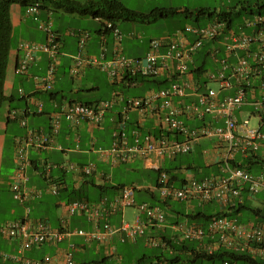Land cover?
<instances>
[{
	"label": "built area",
	"instance_id": "built-area-1",
	"mask_svg": "<svg viewBox=\"0 0 264 264\" xmlns=\"http://www.w3.org/2000/svg\"><path fill=\"white\" fill-rule=\"evenodd\" d=\"M40 9V4L36 2L26 8V13L38 14ZM38 26L46 32V41H20L18 49L22 54L16 65V72L27 73L31 64L37 60L38 54L46 53L49 57L47 72L42 76H35V79L40 88L52 90L61 53V37L53 29V21L50 17L40 19ZM106 28L114 33L116 43L114 54L108 57L105 47L98 55L88 54L86 48L90 32L79 31L78 52L73 55L74 65L71 67V73L78 75L84 66H97L106 71L113 82L125 80L127 75L155 77L166 74L169 81L167 85L151 90L144 97L130 99L128 108H137L141 112L150 109L158 114L160 125L166 131L175 132L177 138H170L165 134L155 135L151 132L143 135L135 130V141L133 144H128L124 130L116 129L113 132L111 147L103 152L111 156L116 163L150 154L175 157L191 152L196 142L202 137H209L216 139L217 146L221 148V156L225 162L224 173L202 179L191 178L184 185L175 186L170 182L168 172L161 171L158 188L163 200L178 199L189 202L198 200L200 204L215 200L221 204L222 211L229 212L230 206L237 205L236 201L242 197L246 185L249 194L253 196L264 190V170L253 173L246 167L234 163L237 153H241L246 159L257 156L260 161H264V13L256 12L251 16H245L240 31L233 25L229 26L228 21L223 19H216L206 24H186L183 29L169 36L152 39L146 55L135 58L128 57L122 52L123 33L118 25L107 22ZM211 41L224 44L225 56L219 58L221 53L219 46L214 45L208 49V54L213 56L217 65L215 70L207 69L201 73L205 78L202 84L193 74L198 67L192 71L190 63L194 61L196 52L205 46L206 42ZM209 82H214L217 87L210 86ZM204 85L206 90L199 91ZM20 91L29 101L36 104L37 112L43 111L42 100L32 94L26 95L22 89ZM190 91L197 93L198 97L195 101L187 103L184 98L190 94ZM176 99L179 100L180 105L176 104ZM116 100L114 96L111 100L96 103L64 101L56 105L58 107L53 112L51 132L29 129L26 136L19 137L16 140V172L11 182L14 198L26 204L29 200L42 197L45 193L58 194L63 183L52 180L50 171L55 166L52 163L44 164L42 175L49 180V184L44 189L27 185L29 180L27 168L31 163L28 156L29 149L31 147L41 149L53 144L60 129L62 116L75 125L83 120L92 125L101 124L106 111ZM157 101L160 103L155 104ZM245 107H250L251 110L247 118L242 117L248 109ZM20 113L22 125H27L23 113ZM20 113L13 110L9 113V117L18 118ZM180 114L202 118L203 123L190 127L179 118ZM252 117L257 118V123L253 126ZM180 135L184 138L179 139ZM60 167L83 175H90L95 171V165L92 163L79 165L69 162L62 163ZM136 189V185H124L113 199L104 197L95 203L78 199L64 202L68 215L83 212L87 214L95 223V228L92 230L82 228L71 230L66 216L61 218V227L54 228L44 219L33 220L27 215L22 219L0 222V232L10 238H19L22 253L45 243L57 244L65 236L73 233L84 236L88 241L110 242L114 233H118L122 241L126 239L136 241L140 235L146 233L150 224L165 227L168 218L164 210L158 206L148 202L137 203ZM134 205H137L142 214L139 212L133 222L125 221L116 226L106 217L108 213ZM29 212L28 207L27 214ZM171 226L179 231L177 240H199L209 252L218 246H224L235 251H247L253 257L264 260V222H246L237 217L219 214L210 219L207 229L199 223L189 224L187 221H178ZM207 236L213 241L204 245ZM150 241L154 245L169 248L163 236L150 237ZM13 258L22 264H58L51 254L40 259L23 254L15 255ZM64 264L87 263L75 261L72 253L67 251Z\"/></svg>",
	"mask_w": 264,
	"mask_h": 264
},
{
	"label": "crops",
	"instance_id": "crops-1",
	"mask_svg": "<svg viewBox=\"0 0 264 264\" xmlns=\"http://www.w3.org/2000/svg\"><path fill=\"white\" fill-rule=\"evenodd\" d=\"M49 17L53 21V29L60 34L61 53L57 64L54 87L52 90H45L40 88L35 76H42L47 72L49 57L46 53L40 52L38 54L37 60L31 64L27 73H17L16 65L22 54L18 49L21 40L46 41V32L41 30L38 25L40 19H47ZM11 21L14 28L12 49L9 56L4 88L7 100L3 104L0 119V213L2 215L3 213H7V217H0V222L18 218L22 219L28 215L30 219H44L52 227L58 228L61 227V218L66 216L68 227L71 230L76 228L92 230L95 228V223L88 218L87 214L83 212L68 215L64 202L81 199L95 203L104 197L111 200L119 193L122 186L136 185V191L139 189L147 192V196L140 194L141 197L137 198L135 191L137 203L148 202L162 209V204H165L172 210L173 206L169 202L171 199L165 201L157 194L161 171L168 172L170 182L175 186H182L191 178L202 179L213 174L224 173L223 167L225 162L221 156V148L217 146L218 141L208 137H202L196 142L194 149L189 152L191 153V157L187 156L189 153L179 154L175 157H160L156 154H150L144 157H136L127 162H114L112 157L104 153L103 150H108L111 147L113 132L116 129L124 130L128 144L134 143L135 130H138L143 135L151 132L155 135L165 134L170 138H177L175 132L166 131L160 125L158 114L153 113L150 109L141 112L137 108H128V101L130 99L144 97L151 90L167 85L169 82L166 80L168 79L167 75L162 74L155 77L138 76V79L133 83L126 81V78L119 82H113L106 71L91 65L82 67L78 75H73L71 67L74 65L73 55L78 52L79 31L90 32L86 48L88 54L98 55L103 47L106 48L108 57L114 54L116 45L114 34L111 30L105 28L103 21L99 18H94L90 15L66 13L62 10L53 9L51 5L41 8L38 14H27L26 7H23L19 3H13L11 5ZM132 21L128 20L130 27L127 30H123L117 22L119 29L123 33L121 50L128 57H142L148 52L152 39L150 38L149 41H146L142 38L140 40V44L146 46L144 51L127 53L128 45L125 42L132 41V44L135 41L132 35L137 26L136 22ZM93 26H95V29H93ZM190 38L192 39V36ZM208 44V49L214 45L219 46L214 41L208 42ZM137 45L135 44V46ZM208 49L205 55L210 56ZM201 66L206 69L204 65L199 64L197 57L194 55V61L190 63L191 70L194 71L196 67L200 68ZM201 73L202 71L199 74L196 70L193 74L196 80L203 84L205 78ZM165 80L166 82H164ZM20 89L26 95L32 94L37 99L43 101L44 108L41 113L37 112L35 103L29 101L26 96H23ZM205 90V85L199 89V91ZM114 96H116L117 100L106 111L101 124L92 125L83 120L75 125L62 116L60 129L55 136V142L45 148L31 147L29 149L28 156L31 163L27 168L29 176L27 185L44 189L49 184V180L42 175L44 164L48 162L55 165L50 171L52 180L63 183L60 192L58 194L45 193L42 197L33 198L26 204L17 201L12 196L17 203L13 202L8 192L12 193L11 182L16 172V140L19 137L26 136L29 129L43 130L46 133L51 132L54 118L53 112L58 107L56 105L64 101L96 103L111 100ZM197 97V93L190 91V94L184 98V101L190 103L195 101ZM175 102L177 105H180L178 99ZM158 103L160 102H155V104ZM13 110L23 113V118L26 119L27 125H22L21 113L18 118L9 117V113ZM162 114L164 113L162 112ZM179 118L183 119L190 127H196L203 123L202 118H193L186 114H180ZM16 126H18V129L15 128ZM10 131L12 132L11 135H9ZM9 137H11L13 142L11 163L5 159V145ZM178 138L183 139L184 137L180 135ZM243 160H246V158L241 153L235 155L234 161L242 163ZM69 162L79 165L92 163L95 165V171L90 175H83L76 171H66L60 167L62 163ZM255 166L260 165L256 164ZM263 170L264 165H262L259 171ZM154 173H156L155 178H153ZM254 197L256 195H250L246 185L242 191V197L238 199V202L246 206L262 207L264 205V198L258 199V203L255 204L252 200ZM193 201L197 203H193ZM193 201L188 203L187 213L175 211V216L169 217L168 215L165 227L150 224L146 229V234L149 237L166 236L168 239L177 240L179 231L171 226L173 223L178 221H187L189 224L198 223L197 221L200 219H193V217L199 212L205 211L208 214H215L222 209L221 204L215 200L205 204H200L198 200ZM28 207L30 212L27 214ZM204 207H213V212L209 213ZM127 209L124 208L108 213L106 217L113 225L119 226L127 219ZM41 210L43 213L40 214V217L31 215L32 212L38 213ZM18 211V216L9 217V214H15ZM50 211H54L52 216H49V214L47 216L43 215L44 212ZM247 212L249 210H246V207H242L241 212L233 217L241 220L242 217L246 216ZM183 214L186 216L185 218L181 217ZM250 221L258 223L259 218L254 217L246 222ZM14 239L18 241V247L15 246ZM14 239L12 238L10 243L14 245V249L16 248V253L26 256L25 251L21 252V240L15 237ZM119 241L120 236L118 233L112 235L110 242L88 241L84 236L73 233L65 236L57 244L45 243L30 249L32 253H30L29 257L40 259L47 254H51L58 264H64L65 253L70 251L75 261L79 263L88 264L105 260V264H129L124 263L123 256L125 254L129 255V252L124 251V254L119 253L117 243ZM44 246L48 247L47 252L43 251L42 248ZM90 255H93V257L90 258ZM130 264L139 263L132 262Z\"/></svg>",
	"mask_w": 264,
	"mask_h": 264
},
{
	"label": "trees",
	"instance_id": "trees-1",
	"mask_svg": "<svg viewBox=\"0 0 264 264\" xmlns=\"http://www.w3.org/2000/svg\"><path fill=\"white\" fill-rule=\"evenodd\" d=\"M36 2L40 4L41 8L47 7V5H51L53 9L60 11L62 10L66 13L77 15H90L94 18H99L101 21H103L105 28L107 22H113L114 24H117V22H119L120 20L134 19L150 21L151 19H156L158 17H173L178 14H183L186 17L193 18L195 24H206L216 19H223L228 21L229 26H232V15L234 10L237 9V7L231 6L227 9H212L209 7L190 9L189 7L162 6L155 7L149 12H143L127 7L120 0H0V119L3 104L5 100H7L4 88L7 76L9 56L12 49V37L14 29L11 21V5L13 3H19L23 7L27 8L29 5L34 4ZM238 2L240 4L241 9L247 10V13L249 14L248 16H251L256 12L264 13V0H256L255 2H253L252 0H240ZM201 17H204L206 20L204 22H201ZM196 70L200 74L201 71L204 72L207 69L201 66ZM137 79L138 76H126V81H128L129 83H133ZM166 80L168 81V79ZM166 80L164 82H166ZM255 157L257 158V156ZM256 158L249 157L246 160H243L242 163H240L239 161H235L234 163L235 165L240 164L241 166H244L251 171V168L254 167L256 164L264 165V161H260L258 158ZM236 204V206H230L231 212H224L220 210L217 211L215 214H208L205 211H201L196 216L194 215L193 219H200L197 222L207 229L208 223L214 215L223 214L236 216L241 212L242 207H246V210H249V212L253 215V218H259V222H264V205L262 207H254L250 205L246 206L245 204L238 202V199L236 201ZM163 237L166 239L169 248L172 250L171 252L174 253L172 257L164 258V260L170 261L171 263L179 264L183 259L181 254L176 252H187L192 256V262L202 260H211L213 262H216L217 260H220L222 264H264V260L262 258L253 257L247 251H235L227 249L224 246H218V248L209 252L200 242L194 245L191 244L190 240L187 239L172 240L168 239V237L166 236ZM212 241L213 239L207 236L204 240V245L211 244ZM147 257V254L143 255L141 258L138 259L137 263L143 264V261ZM162 260L163 259L160 255H156V264L162 263ZM97 262H102L105 264V260ZM153 263L154 262H152V264Z\"/></svg>",
	"mask_w": 264,
	"mask_h": 264
},
{
	"label": "rangeland",
	"instance_id": "rangeland-1",
	"mask_svg": "<svg viewBox=\"0 0 264 264\" xmlns=\"http://www.w3.org/2000/svg\"><path fill=\"white\" fill-rule=\"evenodd\" d=\"M122 3H124L127 7L131 9H135L138 11L143 12H149L151 9L155 7H189L190 9H196L200 7H209V8H217V9H227L228 7H237L236 10H234L232 19H233V27L240 31V26L244 22L245 16H248L247 10L241 9L240 4L238 1L240 0H120ZM255 2L256 0H252ZM206 19L204 17H201V22H204ZM132 21V20H130ZM136 22V30L133 31V39L135 40L134 43L131 44L132 41H128L125 44L128 45L127 47V53H138L140 50L144 51L146 49V46L144 44H140V40L143 38L146 41H149V39L154 38H162L165 36H169L170 34L177 32L185 27L186 24H194L195 21L193 18L186 17L183 14H178L173 17H158L156 19H151L150 21H143L139 19H134ZM132 21V22H134ZM119 25H121V28L123 30H127L128 27H130V23H128V20H120ZM135 26V25H134ZM135 26V27H136ZM93 29H95V26H93ZM89 32V31H88ZM114 34V33H113ZM28 40V39H23ZM135 44H138L135 46ZM219 45V48L221 49V53L219 55V58H222L225 56V46L223 43L217 42ZM208 42H206L205 46H203L198 52H196L195 56L197 57V60L199 64L204 65L206 69H216L217 62L213 58L212 55L207 56L205 55L207 49H208ZM206 61V62H205ZM220 65V64H219ZM210 86L217 87V85L214 82H209ZM248 108V107H245ZM250 107L245 110V113L242 117L247 118L250 112ZM241 117V118H242ZM257 118L252 117L251 118V125H256ZM14 125V124H13ZM16 126L15 128H17ZM20 128V127H19ZM18 129V128H17ZM12 132H9V135H11ZM204 138V137H203ZM207 138V137H206ZM209 138V137H208ZM12 151H13V142L11 137L7 139V143L5 145V156L6 161L11 163L12 161ZM187 156L191 157V153L187 154ZM262 168V165L260 166H254L251 168V171L253 173H258V171ZM260 172V171H259ZM122 175V174H119ZM156 173L153 174V178H155ZM10 194V195H9ZM12 193L8 192V195L11 197L12 201L17 203L19 200H14L12 198ZM140 194H145L147 196V192L145 190H137L136 195L137 198L141 197ZM157 194L160 195V189L157 190ZM264 198V191H261L256 197L252 198L253 203H258V199ZM141 199V198H139ZM148 199V198H147ZM151 200V198L149 197ZM139 201V200H138ZM20 202V201H19ZM170 204L173 206V209L171 210L168 206L165 204H162L164 212L169 215V217L175 216V211H182L183 213H187L188 209V203L189 201L184 200L180 201L178 199H171ZM22 203V202H21ZM193 203H197L196 201H193ZM128 214H126V220L129 222H133L135 219V216L141 212V210L138 209L137 205L129 206L127 207ZM205 208V207H204ZM209 213L213 212V207H206L205 208ZM137 211V213H136ZM54 211L50 212H44L43 215L49 216L53 215ZM143 212V211H142ZM39 213V214H38ZM38 213H31V215L35 217H40V214L43 213L41 210ZM144 213V212H143ZM19 215V211L15 214H9V217ZM0 217H7V213H0ZM182 218H185L186 216L183 214L181 216ZM253 218V215L250 212L246 213V216L241 218V221H248ZM37 219V218H36ZM0 264H22L20 261H17L13 257L15 255H18L16 253V248L14 249V245H12L10 242L12 241V238L0 233ZM14 239V238H13ZM15 246H19V243L16 239L13 240ZM199 240H190L191 244H197ZM118 243L119 253L124 254V251L129 252L128 254L123 255L124 256V263H136L139 258H141L143 255L147 254L148 257L143 261L144 264H156V255H160L162 260L161 264H176L171 263L170 261L164 260V258H170L173 256L172 250L170 248H164L162 245H154L152 244V241H150V237L145 233L144 235H140L136 241H133L131 239H126L125 241L120 240ZM17 244V245H16ZM44 252L48 251V247L44 246L43 248ZM26 256L29 257L30 253H32L30 250H25ZM180 253L183 259L179 264H222L220 260H217L216 262H213L211 260H202V261H195L192 262L191 258L192 256L187 252H176ZM164 254V255H162ZM90 258L93 257V255L89 256Z\"/></svg>",
	"mask_w": 264,
	"mask_h": 264
},
{
	"label": "clouds",
	"instance_id": "clouds-1",
	"mask_svg": "<svg viewBox=\"0 0 264 264\" xmlns=\"http://www.w3.org/2000/svg\"><path fill=\"white\" fill-rule=\"evenodd\" d=\"M48 163V162H47Z\"/></svg>",
	"mask_w": 264,
	"mask_h": 264
}]
</instances>
